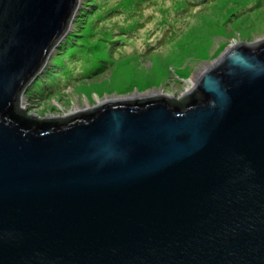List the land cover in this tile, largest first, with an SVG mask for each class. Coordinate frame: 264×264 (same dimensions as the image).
<instances>
[{"label": "water", "instance_id": "95a60500", "mask_svg": "<svg viewBox=\"0 0 264 264\" xmlns=\"http://www.w3.org/2000/svg\"><path fill=\"white\" fill-rule=\"evenodd\" d=\"M80 4L0 0V264H264V40L180 99L26 113Z\"/></svg>", "mask_w": 264, "mask_h": 264}, {"label": "rangeland", "instance_id": "374dc122", "mask_svg": "<svg viewBox=\"0 0 264 264\" xmlns=\"http://www.w3.org/2000/svg\"><path fill=\"white\" fill-rule=\"evenodd\" d=\"M261 40L264 0H81L21 107L45 118L114 97L180 99L229 47Z\"/></svg>", "mask_w": 264, "mask_h": 264}, {"label": "bare ground", "instance_id": "6f19581e", "mask_svg": "<svg viewBox=\"0 0 264 264\" xmlns=\"http://www.w3.org/2000/svg\"><path fill=\"white\" fill-rule=\"evenodd\" d=\"M196 78V77H195ZM195 78H192L191 80H190V84L188 85V87H189V89H191V85H194V83H195ZM150 93H152V92H150ZM155 93V92H154ZM137 96H139V94H137ZM114 98H116V97H114Z\"/></svg>", "mask_w": 264, "mask_h": 264}, {"label": "flooded vegetation", "instance_id": "af4514ba", "mask_svg": "<svg viewBox=\"0 0 264 264\" xmlns=\"http://www.w3.org/2000/svg\"><path fill=\"white\" fill-rule=\"evenodd\" d=\"M23 102H24V100H23ZM23 109V108H22ZM26 111V113H28V111L27 110H25ZM34 116H36V117H38V118H41L38 114H33ZM46 118H49V117H46ZM41 119H44V118H41Z\"/></svg>", "mask_w": 264, "mask_h": 264}, {"label": "trees", "instance_id": "16d2710c", "mask_svg": "<svg viewBox=\"0 0 264 264\" xmlns=\"http://www.w3.org/2000/svg\"><path fill=\"white\" fill-rule=\"evenodd\" d=\"M77 21H80V18H79ZM58 49H60V48H58ZM47 68H48V67H47ZM47 68H46V70H47ZM44 72H45V71H44ZM40 77H41V76H40ZM40 77H39V78H40ZM39 78H38V80H39ZM38 80H37V81H38Z\"/></svg>", "mask_w": 264, "mask_h": 264}]
</instances>
